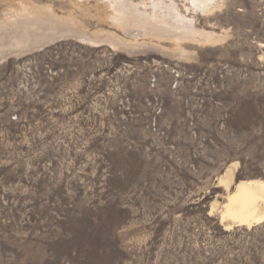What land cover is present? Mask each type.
<instances>
[{
    "label": "rangeland",
    "instance_id": "obj_1",
    "mask_svg": "<svg viewBox=\"0 0 264 264\" xmlns=\"http://www.w3.org/2000/svg\"><path fill=\"white\" fill-rule=\"evenodd\" d=\"M255 180L264 0H0V264H264Z\"/></svg>",
    "mask_w": 264,
    "mask_h": 264
},
{
    "label": "bare ground",
    "instance_id": "obj_2",
    "mask_svg": "<svg viewBox=\"0 0 264 264\" xmlns=\"http://www.w3.org/2000/svg\"><path fill=\"white\" fill-rule=\"evenodd\" d=\"M229 173L227 171L225 176ZM225 219L236 225H251L264 221V182L256 180L236 182L222 205L221 222ZM225 226L230 227V224Z\"/></svg>",
    "mask_w": 264,
    "mask_h": 264
}]
</instances>
